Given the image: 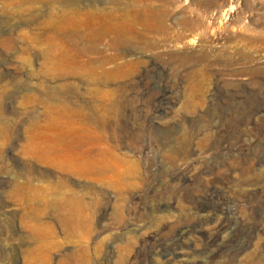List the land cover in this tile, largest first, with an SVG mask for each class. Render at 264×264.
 Masks as SVG:
<instances>
[{
  "label": "rangeland",
  "instance_id": "obj_1",
  "mask_svg": "<svg viewBox=\"0 0 264 264\" xmlns=\"http://www.w3.org/2000/svg\"><path fill=\"white\" fill-rule=\"evenodd\" d=\"M0 264H264V0H0Z\"/></svg>",
  "mask_w": 264,
  "mask_h": 264
},
{
  "label": "bare ground",
  "instance_id": "obj_2",
  "mask_svg": "<svg viewBox=\"0 0 264 264\" xmlns=\"http://www.w3.org/2000/svg\"><path fill=\"white\" fill-rule=\"evenodd\" d=\"M229 12V11H228ZM73 41H77V39H74ZM76 44H72V46H75ZM83 148V147H82ZM90 149V148H89ZM72 150V149H71ZM86 150V149H85ZM88 151V150H87ZM44 152V151H43ZM45 153L47 154V155H50L51 154V152L48 150V151H45ZM44 155V154H43ZM99 172V171H98ZM68 200V199H67ZM54 202V201H53ZM65 204V203H64ZM49 206V205H48ZM55 206V205H54ZM65 206V205H64ZM34 225V224H33ZM34 230V229H33Z\"/></svg>",
  "mask_w": 264,
  "mask_h": 264
}]
</instances>
